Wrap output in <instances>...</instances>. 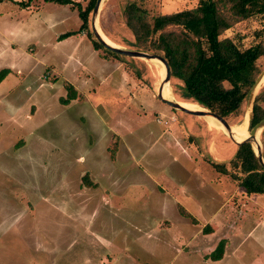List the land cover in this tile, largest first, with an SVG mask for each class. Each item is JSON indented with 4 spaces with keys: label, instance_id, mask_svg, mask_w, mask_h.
Segmentation results:
<instances>
[{
    "label": "rangeland",
    "instance_id": "374dc122",
    "mask_svg": "<svg viewBox=\"0 0 264 264\" xmlns=\"http://www.w3.org/2000/svg\"><path fill=\"white\" fill-rule=\"evenodd\" d=\"M72 1L0 0V264H264V195L207 162L230 161L236 143L161 102L164 78L151 61L121 60L77 34L91 0ZM143 2L151 16L199 3ZM123 3L103 0L98 25L136 51ZM92 22L93 11L91 33ZM263 29L259 17L224 36L248 47ZM66 33L75 34L60 40ZM69 85L77 98L64 104ZM249 101L231 126L252 114ZM186 197L200 222L183 215Z\"/></svg>",
    "mask_w": 264,
    "mask_h": 264
},
{
    "label": "trees",
    "instance_id": "16d2710c",
    "mask_svg": "<svg viewBox=\"0 0 264 264\" xmlns=\"http://www.w3.org/2000/svg\"><path fill=\"white\" fill-rule=\"evenodd\" d=\"M45 1L77 5L72 0ZM143 1L124 0L120 5L122 20L132 36L127 46L160 55L169 62L175 81L174 95L179 102L196 104L224 118L236 120L243 117L253 87L262 73L258 63L264 60V29L255 31L256 41L248 47L243 44L242 36L225 37L224 34L243 22L264 17V0H198L195 9L157 16L150 15ZM95 3L96 0H91L86 10L80 11L83 23L77 34L86 31L94 48L100 50L104 48L90 30V14ZM18 4L24 8L28 6L25 1ZM73 34L66 33L60 40ZM106 51L121 60L128 59ZM5 77V72H0V83ZM67 90L69 97L62 101L64 104L77 98L73 86L69 85ZM262 120L264 86L253 104V126ZM249 137L248 132L243 141ZM262 141L264 144V130ZM236 149L228 162L212 159L207 162L217 173L230 176L247 195H264V167L251 145H237ZM183 215L189 217L186 212ZM225 244L221 241L209 259L221 261Z\"/></svg>",
    "mask_w": 264,
    "mask_h": 264
},
{
    "label": "water",
    "instance_id": "95a60500",
    "mask_svg": "<svg viewBox=\"0 0 264 264\" xmlns=\"http://www.w3.org/2000/svg\"><path fill=\"white\" fill-rule=\"evenodd\" d=\"M103 3V0H97L96 5L94 7L93 10V22H92V32L93 35L95 37V39L98 41V43L101 44V46L122 57H127V58H133V59H140V60H145V61H157L159 63H161L165 69L167 70V75L164 77L162 84L159 88L158 91V99L163 102L164 104L168 105L169 107H171L172 109L176 110L177 112H180L184 115L187 116H192V117H202V118H206L207 116L213 117L215 120H217L219 123H221L223 126H225L226 128L229 129H233V127L235 126H231L229 124V121L227 120V118L221 117L220 115H217L207 109L201 108V110H190L187 108H184L181 105V102L177 101V100H172V99H167L165 98L162 93L165 89L166 86L169 87V89L171 90V82L173 81V77H172V68L171 65L169 64V62L162 56L154 54V53H149V52H141V51H132V50H125V49H121L118 46H112L108 43H104L99 39V32L97 30V22H98V15H99V11L101 8V5ZM264 71L259 75L252 93L250 95V101H249V106H253L254 104V99L258 93V91L260 90L261 85L264 86ZM175 99V98H174ZM248 131L250 133V137L248 139H246L243 142H237L235 141V139L233 138V136L229 135L232 140L236 143V145H245V144H249L251 145L253 151L255 152L256 156L258 157L260 163L262 164V166L264 167V144L262 142L261 139V135H260V139H261V145H263V147H260L258 145L254 146V143H252L251 141V137L252 136H257L258 134H261L264 130V120H262L260 123H258L257 125L253 126L252 123V114L249 113V122H248Z\"/></svg>",
    "mask_w": 264,
    "mask_h": 264
},
{
    "label": "bare ground",
    "instance_id": "6f19581e",
    "mask_svg": "<svg viewBox=\"0 0 264 264\" xmlns=\"http://www.w3.org/2000/svg\"><path fill=\"white\" fill-rule=\"evenodd\" d=\"M97 30L99 32V39L104 42V43H108L112 46H116L104 33L103 31L100 29L99 25H98V22H97ZM150 63L153 64V66L159 68L161 70V76L162 78H164L166 75H167V70L165 69V67L157 62V61H151ZM264 83V82H263ZM263 85H261L262 87ZM260 87V89H261ZM159 90V89H158ZM162 95L167 98V99H172V100H176L174 99L173 95H172V91L169 89L168 86L165 87ZM181 105L184 107V108H187V109H190V110H201V107L196 105V104H193V103H184V102H181ZM206 122L211 125V126H215V127H218V128H221L224 130V132L226 134H229L230 136L232 135L233 138L235 139V141L237 142H242L243 139H244V136L246 133H248V129H247V126H248V122H249V113H247V115L245 116V119H244V122L242 125H238V126H235L233 127V129H229V128H226L225 126H223L221 123H219L217 120H215L213 117H210V116H207L206 118ZM233 134H232V133ZM234 135L236 136V138L234 137ZM251 141L252 143H254V146L255 145H258L261 147V139H260V134H258L257 136H252L251 137ZM211 146V145H210ZM263 158V157H262Z\"/></svg>",
    "mask_w": 264,
    "mask_h": 264
},
{
    "label": "crops",
    "instance_id": "0c3cea01",
    "mask_svg": "<svg viewBox=\"0 0 264 264\" xmlns=\"http://www.w3.org/2000/svg\"><path fill=\"white\" fill-rule=\"evenodd\" d=\"M14 1V0H13ZM14 3H16V4H18V3H20V2H14ZM84 34H86V31L85 32H83ZM83 36H85V35H83ZM81 38H83L82 36H81ZM187 197L185 198V199H183L184 200V204L182 205L183 207H184V210L186 211V213H188V215L190 216V217H192L194 220H195V222H197L198 220L195 218V217H193L190 213H189V211L185 208V203H187ZM183 203V202H182ZM186 217V216H185ZM214 217H215V213L211 216V218H209L207 221L210 223L211 222V220L212 219H214ZM187 219V218H186ZM215 220V219H214ZM198 222H200V221H198Z\"/></svg>",
    "mask_w": 264,
    "mask_h": 264
}]
</instances>
